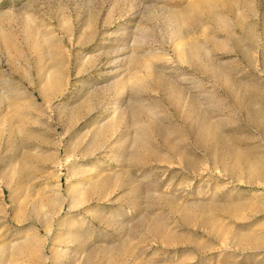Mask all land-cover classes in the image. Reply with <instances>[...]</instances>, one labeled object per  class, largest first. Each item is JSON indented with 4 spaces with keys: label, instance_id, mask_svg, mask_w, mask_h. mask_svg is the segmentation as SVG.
Instances as JSON below:
<instances>
[{
    "label": "rangeland",
    "instance_id": "obj_1",
    "mask_svg": "<svg viewBox=\"0 0 264 264\" xmlns=\"http://www.w3.org/2000/svg\"><path fill=\"white\" fill-rule=\"evenodd\" d=\"M0 264H264V0H0Z\"/></svg>",
    "mask_w": 264,
    "mask_h": 264
}]
</instances>
